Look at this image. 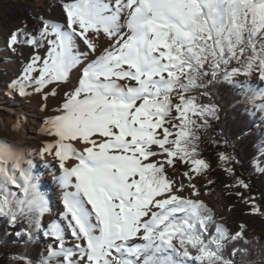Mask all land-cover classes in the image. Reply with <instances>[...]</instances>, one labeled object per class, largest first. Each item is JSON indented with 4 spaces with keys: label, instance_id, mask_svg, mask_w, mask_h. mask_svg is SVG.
Instances as JSON below:
<instances>
[{
    "label": "snow or ice",
    "instance_id": "6c2138e0",
    "mask_svg": "<svg viewBox=\"0 0 264 264\" xmlns=\"http://www.w3.org/2000/svg\"><path fill=\"white\" fill-rule=\"evenodd\" d=\"M59 7L61 20L32 12L36 23L10 28L2 49L9 56H0L21 65L6 85L12 98L37 96L45 113L56 100L37 152L0 139V222L9 240L24 244L10 264H236V254L248 252L237 246L250 243L246 225L233 232L216 223L199 199L196 180L211 167L200 133L218 119L204 98L220 82L264 114V90L237 79L255 73L264 82V0H59ZM22 125L14 117L11 127ZM32 156L46 168V157L56 162L55 215ZM218 159L228 165L232 157ZM235 196L264 216L254 196ZM41 240L48 241L41 254H31Z\"/></svg>",
    "mask_w": 264,
    "mask_h": 264
},
{
    "label": "trees",
    "instance_id": "16d2710c",
    "mask_svg": "<svg viewBox=\"0 0 264 264\" xmlns=\"http://www.w3.org/2000/svg\"><path fill=\"white\" fill-rule=\"evenodd\" d=\"M53 1L59 4V0ZM15 18L27 20L30 26L36 23L27 10ZM249 78L241 76L237 79L249 80ZM249 81L253 89L264 90V85ZM204 103L217 105L218 119L211 120L207 132L200 133L202 155L204 146L212 147L216 154L231 155L233 175L248 183V193L254 196L258 203L264 204V198L261 196L264 193V114L253 113L252 106L244 102L243 93L227 82L215 84L211 89V96L204 98ZM209 207L212 209L211 206ZM262 217L264 221V216ZM5 231L6 225L0 222V264H10L11 255L24 249L22 241L9 240ZM7 231L11 232L10 229ZM246 240L250 243L241 242L237 246L246 248L248 252L246 255L238 252L234 257L236 264H264V242L260 243L251 238ZM231 248V244L225 248L226 257H229ZM43 249L44 244L41 240L37 245L31 246L29 251L38 256Z\"/></svg>",
    "mask_w": 264,
    "mask_h": 264
},
{
    "label": "rangeland",
    "instance_id": "374dc122",
    "mask_svg": "<svg viewBox=\"0 0 264 264\" xmlns=\"http://www.w3.org/2000/svg\"><path fill=\"white\" fill-rule=\"evenodd\" d=\"M26 5H31V8L26 7ZM29 11L30 14L35 12L37 14L51 17L55 20H61L62 14L61 9L58 3H55L53 0H0V56H9V53L2 51L4 47V37H6L8 30L13 27L20 25L23 18H15L18 15H21L24 11ZM30 49L25 48L24 53H27ZM12 63H0V107H4L5 110L12 113V108L21 104L34 105L40 111L39 107V97L33 96L31 98H12L7 94L6 85L9 79L20 70V63L16 56H12ZM237 78H241L237 77ZM249 80L254 81L264 85V82H261L258 76L253 73ZM73 83H75V73L73 76ZM68 88L64 87L60 89V94L62 96L64 91H67ZM59 99V97H57ZM49 111L47 113L40 111V127L42 120L49 114H52V111L56 107V100L50 99L48 101ZM15 117H20L22 120L26 119L27 113L17 112ZM11 132H14V129H11ZM2 138V137H0ZM5 139V138H2ZM10 143H13L16 146H20L24 151L28 153H34L29 145L24 143L17 145L9 138H6ZM46 137L41 134L40 141L43 143ZM203 158L210 164V170L204 175L196 180V186L200 189L199 199L204 200L207 205L211 206L213 212L215 213V221L217 223H222L228 227L231 231H235L239 223L243 222L246 225L245 238H251L260 243L264 242V221L263 217L259 214L253 215L249 214V206L243 201L238 199L235 196L236 191H242L246 196H251L247 190L237 187H225V185H235L237 177H235L231 172L225 170L226 167L232 169V160L229 161L228 165H225L222 161L218 159L219 154H216L213 151V148L210 146H204ZM34 162L37 163V170L40 174L39 162L36 160L35 156L31 157ZM42 190L50 197V205L53 206L52 195L49 194V190L46 187L44 179H42ZM208 181H213L211 190L206 187ZM47 240H43V244L47 243Z\"/></svg>",
    "mask_w": 264,
    "mask_h": 264
},
{
    "label": "bare ground",
    "instance_id": "6f19581e",
    "mask_svg": "<svg viewBox=\"0 0 264 264\" xmlns=\"http://www.w3.org/2000/svg\"><path fill=\"white\" fill-rule=\"evenodd\" d=\"M12 108V113L5 110L4 107H0V137L9 138L17 145L22 143L29 145L32 149H34V153L39 150L42 146V142L39 140L41 137L40 129V120L39 116L40 111L35 108L33 105L21 104ZM17 112H25L27 113L26 119L23 120V125L19 130L14 129V132H11V125L14 122V117ZM0 138V139H2ZM13 144V143H12ZM36 160L40 163V175L46 184L47 189L49 190V194L52 195L53 206H52V214L55 215L57 211L60 210L61 207V190L58 185L54 182L53 176L58 175V171H56V162L52 160L51 157H46L49 161L50 167H44L42 162L38 156H35ZM188 195V193H185Z\"/></svg>",
    "mask_w": 264,
    "mask_h": 264
}]
</instances>
